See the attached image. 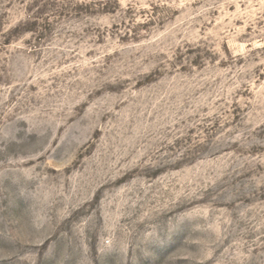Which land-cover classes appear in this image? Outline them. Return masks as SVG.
<instances>
[{
    "label": "rangeland",
    "instance_id": "1",
    "mask_svg": "<svg viewBox=\"0 0 264 264\" xmlns=\"http://www.w3.org/2000/svg\"><path fill=\"white\" fill-rule=\"evenodd\" d=\"M0 264H264V0H0Z\"/></svg>",
    "mask_w": 264,
    "mask_h": 264
}]
</instances>
